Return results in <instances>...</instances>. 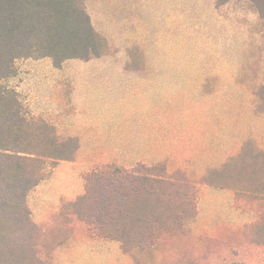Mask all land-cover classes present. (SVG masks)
<instances>
[{
	"label": "trees",
	"instance_id": "1",
	"mask_svg": "<svg viewBox=\"0 0 264 264\" xmlns=\"http://www.w3.org/2000/svg\"><path fill=\"white\" fill-rule=\"evenodd\" d=\"M254 1L264 16V0ZM106 47L82 0H0V264H51L77 222L93 236L119 241L125 253L157 244L177 252L191 240L186 223L198 213L196 182L184 171L168 172L163 163L104 164L85 175L83 195L46 222L32 218L29 194L48 165L73 158L78 142L34 116L9 80L19 60L47 57L60 67L67 59L100 56ZM257 99L264 110V86ZM204 181L232 189L238 206L252 207L256 218L234 230L222 227L218 238L202 237V258L245 264L247 253H264V151L246 142ZM224 241L223 262L214 254Z\"/></svg>",
	"mask_w": 264,
	"mask_h": 264
},
{
	"label": "crops",
	"instance_id": "2",
	"mask_svg": "<svg viewBox=\"0 0 264 264\" xmlns=\"http://www.w3.org/2000/svg\"><path fill=\"white\" fill-rule=\"evenodd\" d=\"M199 8L202 9L200 154L189 159L186 154L189 144L182 142L177 156L171 157L173 165L162 162L168 172L182 170L192 180L221 168L242 151L246 142L264 151L259 147L264 142V110L257 106V93L264 86V16L254 0H200ZM44 59L51 61V92L66 98L60 107L46 104L29 110L52 123L59 135L75 138L80 148L73 161L55 166L29 194V205L33 193L37 200L35 210L39 209L43 216V220L33 217L36 222H45L64 203L83 195L85 175L104 164L131 168L139 162L154 165L166 160L159 157L158 124L154 128L147 118L150 124L144 125L137 113L141 107L128 108L125 102H120L127 85L118 80L121 73L57 70L65 61L56 67L47 57L33 60L30 69L38 71ZM116 98L119 102H112ZM190 144L189 147L197 149L196 143ZM30 208L34 211L31 205ZM58 247L70 256V264H95L88 262V258L96 254L108 256L111 264V257L118 259L127 254L119 241L93 236L88 230L73 232Z\"/></svg>",
	"mask_w": 264,
	"mask_h": 264
},
{
	"label": "rangeland",
	"instance_id": "3",
	"mask_svg": "<svg viewBox=\"0 0 264 264\" xmlns=\"http://www.w3.org/2000/svg\"><path fill=\"white\" fill-rule=\"evenodd\" d=\"M82 3L95 30L106 40L107 47L100 56L67 59L65 65L57 70H106L118 75L121 73L122 77L118 80L127 85L126 88L123 86L126 95L120 96V102H125L128 108L141 107L137 113L144 125L150 124V120L154 128L158 124L159 157H166L160 163L173 165L171 157L177 156L182 142L189 144L186 151L189 159L192 156L197 158L200 154L199 144L202 142L200 0H82ZM33 60L37 59L28 58L17 62L18 73L9 80V85L20 93L30 109L46 104L60 107L66 96L51 92V61H40L39 70L32 71L30 65ZM114 82L115 79L112 80ZM108 96L113 97L111 94ZM117 98L112 102H119ZM190 143H196L197 149L189 147ZM259 147L264 150V142ZM79 148L80 144L76 151ZM75 154L71 159H61L55 165H48L47 173L50 174L63 161H73ZM192 178L197 187L198 213L186 223L191 240H185L184 245L179 246L182 249L177 252L164 250L160 244L150 249L135 248L132 253L118 259L111 257V264H207L208 261L202 258L206 249L202 237L218 238L222 227L234 230L255 220V210L250 206H238L232 189L209 186L204 181L205 177ZM32 194V218L43 220L39 209L35 210L37 200ZM85 230V225L77 222L72 233ZM225 245L226 241L217 246V253L214 254L216 260L220 258L226 261L223 260L226 253H221ZM58 248L59 252L56 254L55 250L51 264H70V256ZM260 253L258 256L254 252L247 253L245 264H264V253ZM107 257L90 255L88 262L108 264ZM233 260L236 259H229L230 262Z\"/></svg>",
	"mask_w": 264,
	"mask_h": 264
}]
</instances>
